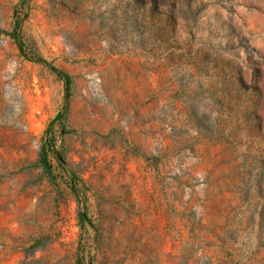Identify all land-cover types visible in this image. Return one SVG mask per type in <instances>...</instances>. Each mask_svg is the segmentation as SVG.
Listing matches in <instances>:
<instances>
[{"label": "rangeland", "instance_id": "374dc122", "mask_svg": "<svg viewBox=\"0 0 264 264\" xmlns=\"http://www.w3.org/2000/svg\"><path fill=\"white\" fill-rule=\"evenodd\" d=\"M0 264H264V0H0Z\"/></svg>", "mask_w": 264, "mask_h": 264}]
</instances>
